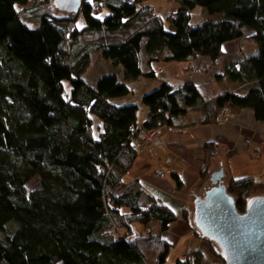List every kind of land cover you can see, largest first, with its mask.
<instances>
[{"label": "trees", "instance_id": "trees-1", "mask_svg": "<svg viewBox=\"0 0 264 264\" xmlns=\"http://www.w3.org/2000/svg\"><path fill=\"white\" fill-rule=\"evenodd\" d=\"M29 1L0 0V264H166L172 245L162 234L177 218L137 182L124 184L137 160L133 142L149 144L142 130L159 132L151 143L165 128L219 124L225 109L249 110L264 123V0H171L179 5L168 19L172 30L148 0H83L81 21L57 12L36 26L21 17ZM97 6L110 15L97 19ZM196 8L218 19L192 25ZM247 33L257 53L226 65L233 89L213 99L194 83L169 85L153 68L197 58L216 65L223 48ZM92 53L121 68L122 80L83 81ZM156 81L140 104L127 103L132 84ZM34 178L38 188L29 191ZM171 179L182 187L177 174ZM226 187L243 212L264 183L247 176ZM182 218L223 264L190 227L188 210ZM135 224L146 235L133 236ZM155 224L158 234L149 232ZM188 257L203 264L200 252Z\"/></svg>", "mask_w": 264, "mask_h": 264}, {"label": "crops", "instance_id": "crops-1", "mask_svg": "<svg viewBox=\"0 0 264 264\" xmlns=\"http://www.w3.org/2000/svg\"><path fill=\"white\" fill-rule=\"evenodd\" d=\"M203 14L205 15V12ZM169 30H172L171 25ZM231 46L228 44L225 47L229 50ZM227 51L221 58L226 59L224 65L222 64L223 68H219L222 60L212 65L205 58L164 66L154 64L153 68L158 77L169 85L177 88L184 84L194 83L202 89L208 99H213L223 91L232 90V85L224 77L225 65L230 61L227 59L230 57ZM197 68L203 69L206 73L197 77L190 76L189 71ZM157 86L158 84L151 85L147 82L132 84L133 95L129 97L127 103H139L144 93L150 92ZM208 87L214 91L211 90L213 93L207 95L204 90ZM196 114V112H191L192 116ZM146 121V109L140 106L137 126H143ZM133 144L137 149V160L128 172L133 175V184L137 182L147 194L161 201L177 218L176 222L162 234L163 239L172 245L176 234H179L178 239L186 241L188 248L177 261H183L189 252H200L203 260L207 261L210 254L207 248H204L206 243L199 240L188 229L182 218L183 212L186 210L190 212L189 206H193L192 201L195 200L199 190L203 186L206 187V183L209 187L211 174L220 169L223 170L224 181L251 176L257 182L264 183V123H257L251 111L243 110L231 115L226 122L175 130L165 128L153 142L142 145L134 141ZM161 173L163 176H160ZM128 174L124 178L126 186L128 184L125 179ZM172 174L178 175L182 183L180 189L176 188L175 183L173 185L172 182L164 181ZM203 182L206 183L203 184ZM133 229V236L136 238L146 235L142 227L136 224L133 225ZM159 230L156 224L149 228L152 234H158ZM215 261L217 260L209 263L218 264Z\"/></svg>", "mask_w": 264, "mask_h": 264}, {"label": "water", "instance_id": "water-1", "mask_svg": "<svg viewBox=\"0 0 264 264\" xmlns=\"http://www.w3.org/2000/svg\"><path fill=\"white\" fill-rule=\"evenodd\" d=\"M83 0H53L61 13L79 14ZM223 170L210 176L211 188L194 201L193 224L217 249L223 264H264V196L249 199L243 212L223 181Z\"/></svg>", "mask_w": 264, "mask_h": 264}, {"label": "rangeland", "instance_id": "rangeland-1", "mask_svg": "<svg viewBox=\"0 0 264 264\" xmlns=\"http://www.w3.org/2000/svg\"><path fill=\"white\" fill-rule=\"evenodd\" d=\"M93 1L94 0H84L85 3H90ZM146 3L152 6L154 12L163 19L164 28L166 30H169L170 22L168 21V19L170 16H172L177 11L176 9L179 7V5L172 2L171 0H148ZM26 8L27 9L22 10L21 17L26 23H28L32 26H36L38 24L37 18L39 16H41L43 14L59 12L54 7L53 0H30L28 6ZM96 8H97V11L94 13V15L97 16V19L104 20L106 17H108L110 15V10L108 8H104L103 6H100V7L97 6ZM81 11H82V9H81ZM81 11L79 12V14H76V18H80L79 19L80 21L82 20L81 19L82 16L80 15ZM203 12H205V15L203 14ZM59 13H61V12H59ZM72 15L75 16V14H72ZM206 15H208V14H206V11H204L202 8H196L193 11V14L191 16L192 17L191 18L192 25H196L197 23L199 24L201 22H206L209 20L218 19V17L210 18V17H207ZM80 21H79V24H81ZM230 45L233 46V49H232V46H231V49H229V50L227 49V47L223 48V55L225 54V52L227 50H228L227 52L230 53L229 54L230 57L227 58L230 61H228L226 63V65H228V63H230L233 60H241V59H244L247 57H251L254 54H256L258 51V47H257L256 43L252 40V35L249 33H247L245 35L243 40L237 41L236 43H232ZM221 58H220V61L222 60L221 61L222 63H220L221 65H219V68H223L224 66H222V64L224 65V63L226 62V59H221ZM157 64H159L161 66L168 65V64H164V63H157ZM226 65H225V67H226ZM196 70L197 69L190 70L189 71L191 73L190 76L197 77V76H200V75L206 73V71H204L203 69H201L198 72H195ZM109 75L116 76L119 79V81L122 80L121 68L114 67L111 63L103 60L98 53H92L91 59H90V66L87 69L85 75L82 77V80L85 81L86 83L92 85V86H95L97 81L101 77L109 76ZM157 82L158 81L151 82L149 84H151V85L152 84H158ZM211 90L214 91L212 88L208 87V89L206 88L204 91L208 95L210 93H213ZM223 111H227V109H225ZM229 115L230 116L228 117V119L231 117L230 113H229ZM223 122H226V121H223ZM149 143H150V141H149ZM164 173H166V172H164ZM132 176H133L132 173H129L127 178L125 179V182H126V184H128L127 185L128 187L131 186L134 182ZM164 181H167L169 183L172 182V184L174 185V182L170 176H167L166 179H164ZM223 181H224V179H223ZM228 182L229 181L225 180L224 184L226 185ZM204 183H206V182H203V184ZM38 185H39L38 179L34 178L31 181V183L28 184L27 188L29 191H31V190L38 188ZM205 185L207 187V183ZM211 186H212L211 183H210L209 187H207V188L205 186H203L199 190L197 196L203 197L205 195V192L207 190H209L211 188ZM192 193H194V190H192ZM255 196H264V190H262V189L255 190L250 194V197H255ZM235 200H236V198H235ZM194 201L195 200L192 201L193 206H189V208H190L189 210H190V227L195 231V226L193 224ZM117 235H119V234L117 233ZM178 237H179V234H176V239L173 240V244H172L173 245L172 252L167 259V264H175L176 261L184 255L185 250L188 248L186 241H184V239L179 240ZM191 246H192V244H191ZM203 246H205V245H203ZM204 248H207V252L210 254V256H208L209 258L207 261L203 260V262L208 263V264H209V262H214L213 256L215 258H217L216 255H213V256L211 255L210 247L207 244H206V247H204ZM216 251H217V249H216ZM189 255H191V252H189L185 256V258L188 257ZM215 262H218V261H215Z\"/></svg>", "mask_w": 264, "mask_h": 264}, {"label": "built area", "instance_id": "built-area-1", "mask_svg": "<svg viewBox=\"0 0 264 264\" xmlns=\"http://www.w3.org/2000/svg\"><path fill=\"white\" fill-rule=\"evenodd\" d=\"M201 69H198L197 68V70L195 71V72H198V71H200ZM230 115H229V111L227 110V111H224L221 115H220V119L222 120V121H227L228 120V117H229ZM159 134V132H151V133H149V132H146V131H143L142 130V132H141V136H142V138H143V140H146V141H152L154 138H155V136L156 135H158ZM160 176H163V174L161 173L160 174ZM194 258L193 257H188L187 259H186V262H185V264H194Z\"/></svg>", "mask_w": 264, "mask_h": 264}]
</instances>
